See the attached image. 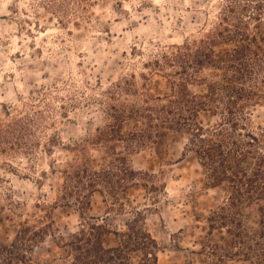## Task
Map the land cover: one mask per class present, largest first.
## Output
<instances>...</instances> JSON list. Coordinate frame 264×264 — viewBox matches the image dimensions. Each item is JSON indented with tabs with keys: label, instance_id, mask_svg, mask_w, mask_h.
<instances>
[{
	"label": "rangeland",
	"instance_id": "1",
	"mask_svg": "<svg viewBox=\"0 0 264 264\" xmlns=\"http://www.w3.org/2000/svg\"><path fill=\"white\" fill-rule=\"evenodd\" d=\"M221 16L232 33L234 17L243 21L264 51V0H0V244H12L27 227L23 253L61 264L69 259V239L89 225L105 228L102 243L114 248L138 220L155 242L148 246L155 247L156 264L211 263L210 245L229 244L233 229L211 225L226 192L208 184L187 148L188 133L171 132L159 152L127 153L119 144L129 168L156 179L124 184L115 199L98 186L84 210L66 196V170L85 162L108 169L115 159L97 137L111 123L112 106L141 105L145 95L168 91L176 69L156 62L187 41L206 40ZM233 48L220 43L214 50ZM200 76L219 81L221 72ZM252 104L248 125L264 146V100ZM198 123L217 127L220 111L201 112ZM259 216V206L246 205L240 218L253 232ZM143 253L126 250L133 264ZM7 264L23 263L14 257ZM226 264L250 263L233 258Z\"/></svg>",
	"mask_w": 264,
	"mask_h": 264
},
{
	"label": "trees",
	"instance_id": "2",
	"mask_svg": "<svg viewBox=\"0 0 264 264\" xmlns=\"http://www.w3.org/2000/svg\"><path fill=\"white\" fill-rule=\"evenodd\" d=\"M246 7L242 11L247 12ZM223 11V9H222ZM228 13L233 11L228 7ZM235 31L225 26L229 20L221 16V23L206 40L190 41L166 53L158 67L176 69L168 91L161 95H145L141 105L112 106V120L97 137L100 148L115 162L108 169H91L87 162L70 165L66 170V196L74 197L82 210L90 203L89 194L102 186L110 197L124 184H144L156 179L155 174L138 172L128 167L127 159L118 153L122 144L127 153L142 148L160 151L171 132L190 135L187 148L194 152L207 173L208 184L223 187L225 201L212 212L213 227H231L233 237L225 246L210 245L212 264H226V260L244 258L250 264H264V146L259 135L250 130L246 111L252 103L264 100V51L258 37H250L243 21L234 17ZM233 44L234 48L216 55L218 44ZM204 70L220 71L219 81H210L200 74ZM174 78V79H173ZM191 87H199L195 92ZM211 108L220 111L221 123L207 130L198 123L201 112ZM130 124L126 133L124 127ZM246 205L260 207L258 228L245 229L241 212ZM128 233L120 245L106 248L101 240L106 229L89 225L68 241L69 259L61 264H133L126 250H142L144 258L137 264H156L151 252L155 243L150 235L138 227V220L130 222ZM24 227L10 245L0 244V262L7 264L17 257L23 264H51L36 262L23 253ZM209 263V264H211ZM59 264V263H55Z\"/></svg>",
	"mask_w": 264,
	"mask_h": 264
}]
</instances>
